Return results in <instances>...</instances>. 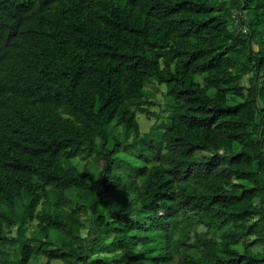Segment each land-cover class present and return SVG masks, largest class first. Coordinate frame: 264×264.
I'll use <instances>...</instances> for the list:
<instances>
[{
  "label": "trees",
  "instance_id": "obj_1",
  "mask_svg": "<svg viewBox=\"0 0 264 264\" xmlns=\"http://www.w3.org/2000/svg\"><path fill=\"white\" fill-rule=\"evenodd\" d=\"M52 261L264 264V0H0V264Z\"/></svg>",
  "mask_w": 264,
  "mask_h": 264
},
{
  "label": "rangeland",
  "instance_id": "obj_2",
  "mask_svg": "<svg viewBox=\"0 0 264 264\" xmlns=\"http://www.w3.org/2000/svg\"><path fill=\"white\" fill-rule=\"evenodd\" d=\"M253 49L256 50V46L255 45L253 46ZM152 91H154V93H155L157 105L151 106L149 108V110L158 112V109H161V107L159 105H162L163 102H164V100L162 98V93L164 92V90H163V87H160V88H158L156 90L152 89ZM138 123H139L140 131L142 133H146V132H149L151 126L154 125L156 123V121H155V119L153 117H148V116H146L144 114H138ZM224 161L228 162L229 159L225 158ZM79 162H81V164L85 163L84 161H79ZM196 231L198 233H204L206 231V229L201 227V226H199L196 229ZM12 235H14V231H13ZM51 264H60V263L57 262V261H52Z\"/></svg>",
  "mask_w": 264,
  "mask_h": 264
}]
</instances>
